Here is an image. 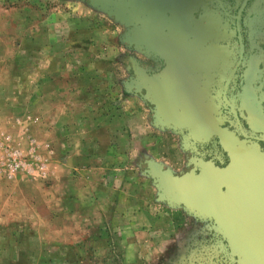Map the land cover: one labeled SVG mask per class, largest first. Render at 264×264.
<instances>
[{
  "label": "rangeland",
  "instance_id": "374dc122",
  "mask_svg": "<svg viewBox=\"0 0 264 264\" xmlns=\"http://www.w3.org/2000/svg\"><path fill=\"white\" fill-rule=\"evenodd\" d=\"M183 1L0 0V264H264V167L184 119L213 122L186 71L223 75L234 30Z\"/></svg>",
  "mask_w": 264,
  "mask_h": 264
},
{
  "label": "flooded vegetation",
  "instance_id": "af4514ba",
  "mask_svg": "<svg viewBox=\"0 0 264 264\" xmlns=\"http://www.w3.org/2000/svg\"><path fill=\"white\" fill-rule=\"evenodd\" d=\"M184 1L180 6L175 3L170 4L176 15H179L181 9H185L196 18L202 17L204 12L202 6L208 3V6H211L210 11L212 10L214 14L212 16L214 26L222 28L221 26L228 22L234 30L231 41L223 43L228 45L230 59L229 67L227 70L224 69L223 75L221 73V76L214 77L212 83L209 81L208 69H198V67L187 69L186 74L189 79L196 80L198 86L196 89L194 87L186 89L188 94L186 101L201 105L204 115L213 119L212 123L206 121L208 124L229 137H232L230 133L232 132L240 140L245 141L243 143L254 145L253 149L264 159V14L257 13L258 7L264 10V0ZM260 25L263 26L259 27ZM194 49L198 52L197 48ZM200 56L201 54L198 53L199 58ZM212 57L216 61L213 62L216 66H225L216 57V53ZM159 65L162 68V65ZM171 88L175 91L174 101L177 104V89L172 85ZM176 112L179 113V110L176 109ZM245 167L243 165L241 173L245 175L244 177H250V182L254 180L255 174L258 175L263 170V165L255 166L256 168L251 170L253 174L246 175ZM238 211L236 210L237 214L240 213ZM238 217H236L238 226L242 229V222ZM245 242L246 249L252 251L254 260H259V252H264V239L255 240L246 237Z\"/></svg>",
  "mask_w": 264,
  "mask_h": 264
},
{
  "label": "water",
  "instance_id": "95a60500",
  "mask_svg": "<svg viewBox=\"0 0 264 264\" xmlns=\"http://www.w3.org/2000/svg\"><path fill=\"white\" fill-rule=\"evenodd\" d=\"M186 44H187V40H186V37H185L184 38V45L186 46ZM172 94H173V96L175 98V91L173 89H172ZM176 109L178 110V104H176ZM176 114L179 117L183 118L178 112H176ZM184 119H186L187 121H190V122H201V123H203V125H205L211 132H213L214 134H216L220 138H222L225 141H227L231 145V147L233 149V152L235 153V156L237 157V159H239V161H240V159H241V161L243 160L244 164H247L245 162V160L248 161L247 165H249V168H251L254 165H258V166L263 165V167H264V159L260 155H258L256 153L257 151H255L253 148L251 149V147L249 145L243 144L242 142L238 141V139H236L234 137H229L225 133L213 128L210 124H208L206 121H204L202 119H199V118H184ZM257 158H259V161H260L259 164H256V162H254V160H253V159L256 160ZM240 164H241V162L239 163V165ZM210 173L213 174L214 172H210ZM210 173H208V174H210ZM205 180H206V178H205ZM197 184H202L201 185V187H202L201 190L199 188H197ZM212 184L208 183L207 181L201 180V181H198L196 183L193 182L191 185H188V188H187V186H185V187L189 190V192L191 190L193 193H195V195H197L198 192L199 193H203V194L209 193L208 196H207L208 207L212 211L217 213L218 215H221L223 212H227V213H231L232 215H234V217H237L238 214H237L236 210L235 209H229L228 205H230V204L228 202H222L221 199L218 196H217V198H219V200L221 202L218 203L217 202L218 199H214V196L216 195V192H218L219 189L225 183H220L219 185H217L214 188H212V186H211ZM225 196H230V195L226 194ZM224 206L227 207V208H222ZM232 206L233 205H231V207ZM247 237H249V236L247 235ZM255 253H256V251H255Z\"/></svg>",
  "mask_w": 264,
  "mask_h": 264
},
{
  "label": "crops",
  "instance_id": "0c3cea01",
  "mask_svg": "<svg viewBox=\"0 0 264 264\" xmlns=\"http://www.w3.org/2000/svg\"><path fill=\"white\" fill-rule=\"evenodd\" d=\"M240 142L243 143L244 141L240 140ZM243 144H245V143H243ZM245 145H247V144H245ZM254 162H255V160H254ZM255 166H256V165H254V166H252L251 168H249V165H248V167H247L246 169L244 168V170H245V171H244L245 174H246V175H247V174H253V173L251 172V170H252L253 168H256ZM241 170H242V167H241Z\"/></svg>",
  "mask_w": 264,
  "mask_h": 264
},
{
  "label": "trees",
  "instance_id": "16d2710c",
  "mask_svg": "<svg viewBox=\"0 0 264 264\" xmlns=\"http://www.w3.org/2000/svg\"><path fill=\"white\" fill-rule=\"evenodd\" d=\"M254 160V159H253ZM255 162H256V164H259L260 163V161L259 160H255ZM256 166H258V165H256ZM260 174V173H259ZM255 183V182H254ZM259 186H261V182L259 183ZM263 191H264V189H262ZM263 191L262 192H260V196L262 197V195H263Z\"/></svg>",
  "mask_w": 264,
  "mask_h": 264
},
{
  "label": "bare ground",
  "instance_id": "6f19581e",
  "mask_svg": "<svg viewBox=\"0 0 264 264\" xmlns=\"http://www.w3.org/2000/svg\"><path fill=\"white\" fill-rule=\"evenodd\" d=\"M241 171V165H239V172Z\"/></svg>",
  "mask_w": 264,
  "mask_h": 264
}]
</instances>
